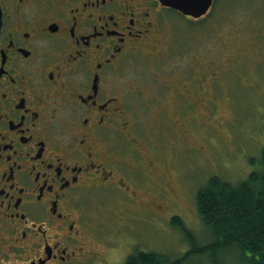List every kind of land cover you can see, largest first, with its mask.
Returning a JSON list of instances; mask_svg holds the SVG:
<instances>
[{"label": "flooded vegetation", "instance_id": "flooded-vegetation-1", "mask_svg": "<svg viewBox=\"0 0 264 264\" xmlns=\"http://www.w3.org/2000/svg\"><path fill=\"white\" fill-rule=\"evenodd\" d=\"M211 8L195 18L159 0H0V264H111L105 251L122 249L125 260L141 251L111 240L129 227L127 212L133 222L159 214L139 190L171 189L154 174L149 153L158 152L144 141L135 102L155 118L170 113L163 99L175 113L208 109L210 99L191 95L208 81L213 93L218 71L192 57L149 94L118 80L169 41L180 47Z\"/></svg>", "mask_w": 264, "mask_h": 264}, {"label": "rangeland", "instance_id": "rangeland-1", "mask_svg": "<svg viewBox=\"0 0 264 264\" xmlns=\"http://www.w3.org/2000/svg\"><path fill=\"white\" fill-rule=\"evenodd\" d=\"M202 23L193 26L180 47H171L169 41V48H164L156 57H139L118 80L140 83L142 90L149 94L154 80L160 84L162 75L173 77L167 72L189 68L192 57L209 61L213 71H218L213 93L208 81L207 92L191 95L200 100L210 99L208 109L203 110L196 104L194 109L183 106L175 113L170 99H163L161 105L170 113L167 117L155 118L152 109L139 108L140 102H135L137 120L144 125L141 129L145 133L144 141L149 143V149L155 147L158 152L149 153L157 167L154 174H165L171 191L161 196L155 187L154 193L149 194L144 187L139 190L145 204H161L159 214L144 212L140 215L141 221L133 222V214L127 212L125 220L129 227L124 236L111 241H118L122 246L125 240L138 250L158 252L170 259H179L191 247L190 238L174 218L183 221L198 244L209 241L194 199L208 178L220 176L235 185L252 171L263 168L264 0H214L211 12ZM144 179V184L151 187L150 180ZM114 207L112 212L116 213ZM104 233L108 238L113 234L110 229ZM93 248L102 250L96 244ZM122 252V249L108 250L104 258L111 264H122L126 258L121 256ZM226 255L216 257L220 264H242L237 253ZM182 264L216 263L213 258L192 254Z\"/></svg>", "mask_w": 264, "mask_h": 264}, {"label": "trees", "instance_id": "trees-1", "mask_svg": "<svg viewBox=\"0 0 264 264\" xmlns=\"http://www.w3.org/2000/svg\"><path fill=\"white\" fill-rule=\"evenodd\" d=\"M262 152V170L252 171L235 185L213 176L198 189L195 206L209 234L208 242L198 244L193 232L177 217L173 220L190 238L189 251L179 259L154 251H135L122 264H182L192 254L213 258L220 264L218 255L229 256L233 252L242 264H264V148Z\"/></svg>", "mask_w": 264, "mask_h": 264}, {"label": "water", "instance_id": "water-1", "mask_svg": "<svg viewBox=\"0 0 264 264\" xmlns=\"http://www.w3.org/2000/svg\"><path fill=\"white\" fill-rule=\"evenodd\" d=\"M159 2L178 13L199 18L211 8L213 0H159Z\"/></svg>", "mask_w": 264, "mask_h": 264}]
</instances>
